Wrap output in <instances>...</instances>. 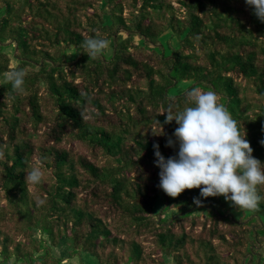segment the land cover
I'll list each match as a JSON object with an SVG mask.
<instances>
[{"label": "trees", "instance_id": "16d2710c", "mask_svg": "<svg viewBox=\"0 0 264 264\" xmlns=\"http://www.w3.org/2000/svg\"><path fill=\"white\" fill-rule=\"evenodd\" d=\"M89 37L109 42L98 57ZM17 67L23 90L0 80V264H264V184L255 209L197 205L154 164L192 87L264 162V22L245 0H0V73Z\"/></svg>", "mask_w": 264, "mask_h": 264}, {"label": "clouds", "instance_id": "9594fccd", "mask_svg": "<svg viewBox=\"0 0 264 264\" xmlns=\"http://www.w3.org/2000/svg\"><path fill=\"white\" fill-rule=\"evenodd\" d=\"M255 16L264 22V0H245ZM108 40L89 37L82 51L88 57H98L108 47ZM27 72L14 68L0 73V80L8 81L17 90H23ZM188 106L175 113L171 108L164 123L175 120L178 125L166 140V147H176L174 155L165 158L154 144V164L159 168L158 187L169 197H177L185 189L199 188V197L193 202L201 204L200 197L223 196L236 208L255 209L262 197L258 185L264 184V162L253 156L247 133L233 118L228 107L219 102L215 90L204 91L192 87L186 93ZM160 132L165 135L159 121ZM264 143V141H261ZM43 175L42 164L34 165L26 179L39 184ZM203 186V187H201Z\"/></svg>", "mask_w": 264, "mask_h": 264}, {"label": "rangeland", "instance_id": "374dc122", "mask_svg": "<svg viewBox=\"0 0 264 264\" xmlns=\"http://www.w3.org/2000/svg\"><path fill=\"white\" fill-rule=\"evenodd\" d=\"M12 66L14 65V63L13 64H11ZM54 253H56V255H57V253H58V251H54ZM82 259L84 260V264H96L95 262V260L92 258V257H90L89 255H87V254H82ZM70 262V264H78V261L77 260H71V261H69ZM169 263V262H168ZM169 264H171V263H169Z\"/></svg>", "mask_w": 264, "mask_h": 264}]
</instances>
